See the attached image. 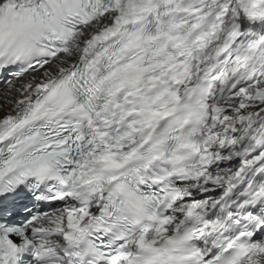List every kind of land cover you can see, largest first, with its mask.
Wrapping results in <instances>:
<instances>
[{
  "label": "bare ground",
  "instance_id": "1",
  "mask_svg": "<svg viewBox=\"0 0 264 264\" xmlns=\"http://www.w3.org/2000/svg\"><path fill=\"white\" fill-rule=\"evenodd\" d=\"M0 2H2V0H0ZM110 23L111 20L104 19L92 25V27H90L79 40L69 44V51L64 54L62 53L60 56H55L54 60L58 57L57 60H53L51 64L45 65L36 73L26 74L23 78L11 83L0 91V118L5 114L10 113L16 107H19L27 102L31 97L35 96L38 92V87L43 81L57 75V73L63 70L65 66L74 62L78 56L86 52L91 45L92 39L98 35L99 31L104 30ZM57 223L58 222H56L55 226L51 227L52 230L63 229L62 231H64L65 229L73 227V224L77 223V216L75 214H66L63 223H67L68 225L65 227H56ZM43 226L47 227V224H43ZM62 234L63 232H61L60 236H58L57 233L53 231L45 237L48 241L46 246H49V251L45 252V260L54 259L52 264L58 263V258L61 254V247L59 245ZM56 235L57 237H55Z\"/></svg>",
  "mask_w": 264,
  "mask_h": 264
},
{
  "label": "clouds",
  "instance_id": "2",
  "mask_svg": "<svg viewBox=\"0 0 264 264\" xmlns=\"http://www.w3.org/2000/svg\"><path fill=\"white\" fill-rule=\"evenodd\" d=\"M259 105H260V110L258 112V116H261V117L258 119L259 122H256V121L254 122V125L260 126V128L264 129V115L261 114V111L264 108V102L259 103Z\"/></svg>",
  "mask_w": 264,
  "mask_h": 264
}]
</instances>
